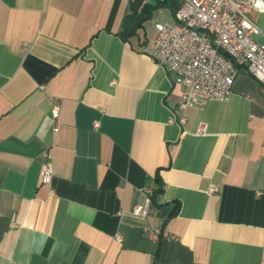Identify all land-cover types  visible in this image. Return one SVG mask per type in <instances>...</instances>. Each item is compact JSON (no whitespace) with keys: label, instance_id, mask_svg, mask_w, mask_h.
I'll return each instance as SVG.
<instances>
[{"label":"crops","instance_id":"obj_1","mask_svg":"<svg viewBox=\"0 0 264 264\" xmlns=\"http://www.w3.org/2000/svg\"><path fill=\"white\" fill-rule=\"evenodd\" d=\"M175 7L0 0V264H264V88L238 67L181 113L151 55Z\"/></svg>","mask_w":264,"mask_h":264},{"label":"built area","instance_id":"obj_2","mask_svg":"<svg viewBox=\"0 0 264 264\" xmlns=\"http://www.w3.org/2000/svg\"><path fill=\"white\" fill-rule=\"evenodd\" d=\"M164 1V0H159ZM175 19L156 25L152 57L173 74L181 87L177 109L182 113L189 106H202L208 100H223L231 92L237 68H245L264 88V43L254 35L264 33L251 18L253 12L264 10V0H174ZM56 129L59 106L53 103L50 114ZM180 123L185 121L183 115ZM203 131L198 126L196 132ZM45 159L40 171V183L50 187L53 177ZM215 191L216 188H210ZM144 203L133 209L146 216L152 190L146 188ZM116 240L121 237L116 234Z\"/></svg>","mask_w":264,"mask_h":264},{"label":"trees","instance_id":"obj_3","mask_svg":"<svg viewBox=\"0 0 264 264\" xmlns=\"http://www.w3.org/2000/svg\"><path fill=\"white\" fill-rule=\"evenodd\" d=\"M176 7H177V3H176ZM176 7H175V10H176ZM158 190H162V187L160 186ZM156 193H157V191L152 192V194H156Z\"/></svg>","mask_w":264,"mask_h":264}]
</instances>
